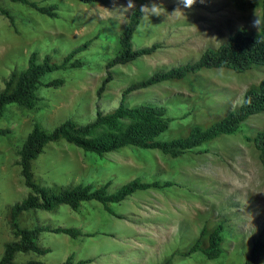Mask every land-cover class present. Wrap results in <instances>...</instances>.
<instances>
[{"label": "rangeland", "instance_id": "obj_1", "mask_svg": "<svg viewBox=\"0 0 264 264\" xmlns=\"http://www.w3.org/2000/svg\"><path fill=\"white\" fill-rule=\"evenodd\" d=\"M42 6L54 5L56 18H47L24 6L0 0L14 27L0 15V91L10 72L21 71L30 53L37 62L48 56L58 64L74 47L89 41L74 56L79 68H67L44 75L43 82L62 79L57 88L38 87L33 110L8 105L0 118V255L2 245L12 239L7 226L8 206L23 199L16 166V151L33 125L49 132L65 120L83 125L114 109L121 91L150 73L196 60L205 49L223 44L237 29L249 32L258 10L239 12L230 0H196L184 14L171 12L177 0H155L161 16L143 18L133 32V49L157 44L156 51L123 66L111 69L112 80L97 98L95 91L105 75V64L117 51V35L130 12L152 0H32ZM150 26L142 29L145 24ZM264 80V67L253 66L243 74L228 70H201L183 80L169 81L125 96L128 107L162 104L170 118L167 130L157 139L183 137L191 126L207 127L236 108L244 91ZM264 131V113L248 117L238 131L213 140L198 149L170 158L157 150L124 147L100 157L82 152L63 141L44 147L31 162L33 180L44 187L77 184L96 188L108 183L112 193L132 179L171 185L136 191L108 207L115 218L94 201L83 202L72 211L59 206L51 212L22 214L19 225L36 224L75 228L91 236L69 239L60 234L42 233L37 244L49 252L38 257L16 255L22 263L59 264L68 256L72 263L162 264L172 253L170 264H242L252 243L264 239V171L253 146L244 141ZM205 150V152H202ZM221 226V254L207 260L200 253L179 256L197 237L201 227ZM257 264H264V252Z\"/></svg>", "mask_w": 264, "mask_h": 264}, {"label": "trees", "instance_id": "obj_2", "mask_svg": "<svg viewBox=\"0 0 264 264\" xmlns=\"http://www.w3.org/2000/svg\"><path fill=\"white\" fill-rule=\"evenodd\" d=\"M5 1L24 6L50 19L57 17L54 5L42 6L32 0ZM230 3L239 12L259 11L261 24L255 31L249 32L244 28H239L228 36L223 44L215 49H205L193 62L155 71L130 83L121 91L119 103L114 109L102 113L96 108L94 118L83 125L65 120L49 132L42 130L37 125L32 126L31 131L16 151L18 175L27 193L23 199L8 206L7 226L12 239L2 245L0 264H41L37 260L16 263L14 258L20 254H32L38 257L47 254L49 249L37 244L38 237L42 233L60 234L69 239L91 236L82 234L75 228L51 227L43 224H36L31 228L21 227L19 218L22 214L36 211L51 212L59 206H66L75 211L81 203L94 201L99 203L109 215L121 218L108 207L110 204H117L136 191L161 189L171 185L169 182L163 184L156 181L143 183L138 179H132L112 193L107 192L108 183L96 188H92L88 184L67 187L40 186L33 180L30 165L46 145L63 141L82 152L92 153L98 157L124 147H131L157 150L170 158H177L186 152L207 145L217 138L235 134L248 117L264 113V80H261L244 91L236 108L214 120L207 127L201 128L194 125L183 137L159 141L157 138L167 130L171 121L166 115L165 107L162 104L152 103L132 107L124 104L125 96L132 92L164 82L183 80L201 70L218 69L228 70L234 74H243L253 66L264 67V0H230ZM0 15L8 21L12 28L14 27L13 18L7 10L0 8ZM141 19L140 7L133 9L126 24L117 35V51L105 64V75L95 91L97 98L101 96L105 86L112 80V68L149 56L158 48L157 44L137 49L132 48L131 38ZM88 44L89 41H86L82 45L74 47L58 64L51 63L48 56H44L40 62H37L35 53H30L27 56L25 68L21 71L10 72L3 82V89L0 91V118L8 105L33 110L36 106L35 91L38 87L57 88L62 86V79L43 82L42 78L54 71L81 67L82 62L74 59V56L85 50ZM6 133L8 130L0 129V135ZM244 141L253 146L257 152L258 163L264 171V131H259L250 138L246 137ZM220 232L219 224L209 229L201 227L197 237L179 256L186 257L193 253H200L207 260L217 259L221 254L222 237ZM263 252L264 239L257 238L252 243L247 258L242 264H257L259 256ZM174 254L176 253L169 255L162 264H170ZM88 262V260L79 261L77 264ZM59 264H73L72 257L68 256Z\"/></svg>", "mask_w": 264, "mask_h": 264}, {"label": "clouds", "instance_id": "obj_3", "mask_svg": "<svg viewBox=\"0 0 264 264\" xmlns=\"http://www.w3.org/2000/svg\"><path fill=\"white\" fill-rule=\"evenodd\" d=\"M196 3V0H177V7L171 12V15H176L178 12L182 13L184 16V9H191L193 5ZM200 3H204V0H200ZM128 6L129 7H135V4L133 3V0H128ZM140 12L142 13V18L147 22L149 21L150 16H161V7L159 4L155 2V0H152L150 3L141 4L140 5ZM261 24L260 18H254L251 26L254 28H257ZM150 26L149 24H145L142 26L143 30L144 28Z\"/></svg>", "mask_w": 264, "mask_h": 264}]
</instances>
